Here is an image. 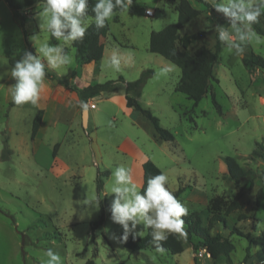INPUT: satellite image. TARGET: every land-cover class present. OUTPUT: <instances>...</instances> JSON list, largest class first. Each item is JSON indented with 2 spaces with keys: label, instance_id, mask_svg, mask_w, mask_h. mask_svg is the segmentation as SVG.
<instances>
[{
  "label": "rangeland",
  "instance_id": "obj_1",
  "mask_svg": "<svg viewBox=\"0 0 264 264\" xmlns=\"http://www.w3.org/2000/svg\"><path fill=\"white\" fill-rule=\"evenodd\" d=\"M191 2L203 12L185 24L180 34H199L188 48L190 52L201 45L214 51L218 41L216 29L228 27L229 19L210 4ZM42 6L38 3L33 9L22 11L27 18L24 24L20 14L5 0H0V264H41L46 259L42 254L48 248L59 253L64 264H84L88 259L96 264L121 261L208 264L210 255L204 247L193 249L192 244L197 240L189 237L186 226L187 236L179 235L184 246L182 253L156 249L132 251L125 247L119 239L123 229L111 221L107 211L116 194L105 192L113 182L111 174L116 167L132 170L147 157L168 177L166 188L170 192L174 194L183 188L176 198L187 207V216L198 213L204 225L210 224V199L222 195L231 201L241 189L229 177L224 157H235L241 166L258 173L264 170V158L254 154L255 149L264 152V70L257 68L251 72L243 62L252 51L264 57V43L240 42L231 31V42L240 43L244 48L240 56L236 55L235 48L229 51V41H221L215 65L219 82L214 85L219 112L210 94L194 106L191 99L176 90L181 69L149 51L151 32L178 21V12L165 0H132L128 10L118 13V20L113 15L109 19L110 30L105 36L101 63L83 66L78 63L72 43L63 45L43 26L39 17ZM148 8L154 11L152 16L146 14ZM36 11L39 13L35 15ZM25 30L29 33L27 37ZM34 35L35 43L48 41L53 46L69 47L66 53L73 58V63L54 70L61 82L72 81L83 87L120 76L133 81L143 70L152 69L154 73L139 101L159 117L161 125L174 134L175 140L158 139L148 119L129 111L122 82L114 92L106 91L92 98L96 105L91 108L86 127L76 105L58 111L49 106L44 128L32 139L33 121L40 104L9 102L14 80L9 58L21 59L25 51L36 53ZM177 47L182 49L179 44ZM113 54L121 59L120 71L107 66ZM73 70L76 75L70 78ZM5 137L12 149L7 160L1 158ZM57 142L60 146L55 161L51 153ZM98 170L109 171L102 194L106 218L93 232L91 223L101 213ZM258 190L262 191L259 203L256 202ZM85 199L96 201L95 206L82 204ZM239 201L241 209L224 214L227 223L215 221L211 226L213 234L221 233L233 242V264L244 262L249 245L246 234L255 240L249 260L260 258L257 252L264 243V177H258L252 189L245 188ZM241 214L246 217L240 218ZM137 230L147 234L143 222L137 225ZM218 264H227L226 259L221 257Z\"/></svg>",
  "mask_w": 264,
  "mask_h": 264
},
{
  "label": "trees",
  "instance_id": "obj_2",
  "mask_svg": "<svg viewBox=\"0 0 264 264\" xmlns=\"http://www.w3.org/2000/svg\"><path fill=\"white\" fill-rule=\"evenodd\" d=\"M8 5L15 12L20 14L25 24L27 18L22 15V11L27 9H33L36 4H42V0H5ZM169 6H172L178 12V21L176 23L168 24L159 31H152L149 39V50L152 53H157L163 56L168 61L177 65L181 69V77L176 86V90L185 94L188 99L194 102V106L208 94L211 95L214 104L217 106L219 112H221L220 105L216 99V93L214 91V85L219 82V79L215 72V65L221 52V41L218 39L215 50H210L205 45L197 47L193 52H190L188 48L195 39L199 38L198 33L192 35H181L180 29L190 22L192 19L198 17L202 11L194 8L189 0H165ZM209 6L207 0H196ZM95 0H89L88 14L94 17V13L91 11ZM120 10H114V13ZM39 11L34 12L38 14ZM117 19V17H116ZM253 29L264 37V15L259 18V23L254 24ZM110 30V23L106 21V25L103 28L97 29L94 22L88 27L85 37L82 41L73 42L72 45L76 51V58L80 64H87L91 62L99 63L104 54V38ZM26 37L29 35L25 30ZM180 45L182 49H178L177 45ZM65 51V49H64ZM36 54L35 52H32ZM175 53V54H173ZM19 58L10 57L9 63L14 66V63ZM46 63V61H44ZM244 64L249 71L254 72L257 68L264 70V57L258 53L252 51L249 55L243 59ZM152 69L143 70L140 77L133 81H126L122 76L118 79H109L103 83H91L83 87L77 86L74 82H67L68 88L78 94L80 102L86 105V102L90 98L99 97L102 92L115 91L118 88L119 83H125L126 85V105L133 109L134 112L140 113L146 119H148L155 131V137L160 140L172 142L175 140L174 134L163 127L160 123L159 117H157L150 108L144 107L139 98L142 95L143 88L148 79L153 75ZM46 75L50 78H59L58 74L54 70H47ZM76 70L70 73V77L74 78ZM60 79V78H59ZM15 79L13 84H15ZM11 104H14L11 101ZM83 108V107H82ZM43 110H39L34 118L32 126V138L36 136L41 121ZM260 146L261 144L258 143ZM60 144L56 143L53 148L52 156L57 155V151ZM12 154V149L8 145L7 137L4 138V147L2 150L1 158L7 160ZM254 154L264 158V152L258 149L254 150ZM228 169L229 177L235 182L236 185H240L241 189L237 193L233 200H228L222 195H215L209 201L208 211L211 213L210 224L204 225L200 214L194 213L190 216H184L182 219L185 221L186 231L189 237L194 236L197 242H193L192 246L194 250H198L200 247H204L210 255V262L208 264H218L221 257L226 259L227 264H233L231 253L234 249L233 242L224 237L221 233L213 234L211 232V226L215 221L227 223L224 214L237 211L242 208V203L239 201L244 189H252L255 180L258 177H264V170L261 173L256 172L252 168H245L239 164L237 159L232 156L224 157ZM144 177L143 185L140 189L143 192V188L146 187L147 179L159 173H163L161 168L151 159L146 160L143 163ZM109 176L108 170H98L97 175V193L98 200L101 207V213L98 220L91 223V229L94 232L105 222L106 212L104 204L102 202V194L104 193L105 178ZM183 188L174 192L177 197ZM262 197V191L258 190L256 196V202L259 203ZM246 217L245 214H241L240 218ZM236 229V228H235ZM151 228L147 229V234L142 238L137 237L133 239L129 235L127 241H121V243L132 251H138L143 249H156L155 244L151 242ZM238 233H242L240 230H235ZM120 234L119 237L122 236ZM244 235V234H242ZM249 241V245L246 248V257L242 264H257L251 259V244L255 240L251 235L246 234ZM25 241V240H24ZM164 251L170 254H178L184 251L183 241L179 237V234H170L166 241H161ZM257 255L262 260L258 264H264V243L261 244ZM84 264H96L93 259H88ZM118 264H128L126 261H121Z\"/></svg>",
  "mask_w": 264,
  "mask_h": 264
},
{
  "label": "clouds",
  "instance_id": "obj_3",
  "mask_svg": "<svg viewBox=\"0 0 264 264\" xmlns=\"http://www.w3.org/2000/svg\"><path fill=\"white\" fill-rule=\"evenodd\" d=\"M217 13H223L229 19L228 27H217L218 39L229 41L230 48L236 49V55L242 56L244 48L240 43L231 42V31H234L240 42L264 43V37L253 29L264 15V0H208ZM132 0H95L91 11L94 17L90 21L88 9L89 0H42V10L39 14L43 26L51 37L68 45L82 41L94 22L97 29L103 28L106 21L112 18L114 10H128ZM36 54L25 51L21 59L15 61L10 69V75L15 79L11 89L12 101L16 105L30 102L37 105L47 70H62L73 63V58L64 51V46H53L48 41L35 43ZM175 54V53H173ZM46 60V63L44 62ZM107 66L115 71L121 70V59L113 54ZM87 108V105L81 104ZM112 184L105 194L115 193L114 199L107 211L113 223L119 224L123 234L119 239L127 241L129 235L133 239L144 236V230H137V225L144 223L145 229L151 228V242L156 251L163 252L160 244L166 241L170 234L186 237L185 221L188 209L176 196L166 188L168 177L159 173L147 179L143 192L138 190L133 180L131 170L125 166H118L112 172ZM96 201L85 199L82 204L95 206ZM131 222V225L129 224ZM115 239V234H113ZM41 264H64L59 253L51 248L46 249Z\"/></svg>",
  "mask_w": 264,
  "mask_h": 264
},
{
  "label": "crops",
  "instance_id": "obj_4",
  "mask_svg": "<svg viewBox=\"0 0 264 264\" xmlns=\"http://www.w3.org/2000/svg\"><path fill=\"white\" fill-rule=\"evenodd\" d=\"M191 1L192 0H189L190 4L192 5ZM170 7H172V6H170ZM194 8H196V7H194ZM148 9H146V10H148ZM196 9H199V10H201L203 12V9H200V8H196ZM120 11L114 13L115 18L117 17V20H118V13ZM89 17H91V16H89ZM91 18H93V17H91ZM105 39H106V37L102 38V41L104 43V52H105V42H104ZM231 39H233V38H231ZM64 49H65V52L69 51V47H65ZM155 54H157V53H155ZM103 56H104V54H103ZM102 59H103V57H102ZM102 59H101V61H102ZM101 61L99 63H95V62H91V63H95V64L99 65L101 63ZM87 64H90V63H87ZM83 65H86V64H80V66H83ZM13 86H14V84H12V87ZM125 90H126V85H125ZM102 93H104V92H102ZM102 93H101V95H102ZM142 93H143V91H142ZM125 94H126V91H125ZM124 100H125V105H126V97L125 96H124ZM11 101L12 100H10L9 102H11ZM38 103L40 104V109L39 110H43V115H42V121H41V124H40V127H39V131L37 132L36 136L40 134V129H42V127L44 128L45 119H46V113L48 112L49 106H52V108H54V111H58V109L60 110L61 108L68 107V106H71L72 104H74V105H76L77 114H80V115L82 113V110L84 109V108L81 107L82 103L80 102L78 94L76 92L70 90L68 88V86L66 85V82H64V81L61 82V79H59V78H50L47 75L45 76V79H44V87H43V89L41 91L40 99H39ZM86 105H87L89 116H90L91 108H93L96 105V103L92 101V98H90V99L87 100ZM127 108L129 109V111H133L132 108H130V107H127ZM137 114H140V113H137ZM35 137H33L32 139H34ZM52 152H53V150H52ZM57 153H58V151H57ZM57 157H58V154L55 157L52 156V158L55 161H57ZM146 160H148L147 157L142 158L137 164L134 165L133 169L131 170V174L133 176L134 182H136V184L138 186H140V187H142V185H143V177H144L143 163ZM261 261L262 260H254V262L257 263V264L259 262H261Z\"/></svg>",
  "mask_w": 264,
  "mask_h": 264
},
{
  "label": "water",
  "instance_id": "obj_5",
  "mask_svg": "<svg viewBox=\"0 0 264 264\" xmlns=\"http://www.w3.org/2000/svg\"><path fill=\"white\" fill-rule=\"evenodd\" d=\"M88 118H89V112H88V108H84L82 110V122H83V126L86 127L88 125Z\"/></svg>",
  "mask_w": 264,
  "mask_h": 264
},
{
  "label": "built area",
  "instance_id": "obj_6",
  "mask_svg": "<svg viewBox=\"0 0 264 264\" xmlns=\"http://www.w3.org/2000/svg\"><path fill=\"white\" fill-rule=\"evenodd\" d=\"M154 13V11L152 9H148L146 10V14H148L149 16H152ZM207 251V250H206ZM208 253V252H207Z\"/></svg>",
  "mask_w": 264,
  "mask_h": 264
}]
</instances>
